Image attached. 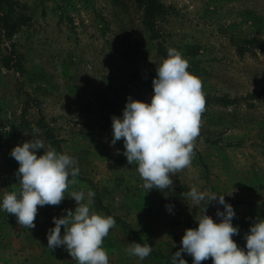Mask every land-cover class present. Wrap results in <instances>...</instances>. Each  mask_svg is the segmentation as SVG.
I'll list each match as a JSON object with an SVG mask.
<instances>
[{
	"label": "rangeland",
	"instance_id": "rangeland-1",
	"mask_svg": "<svg viewBox=\"0 0 264 264\" xmlns=\"http://www.w3.org/2000/svg\"><path fill=\"white\" fill-rule=\"evenodd\" d=\"M159 2L156 38L135 0H11L4 8L17 25L0 20V203L19 189L10 152L30 139L70 155L80 172L60 205L38 209L34 229L0 209V264H76L63 246H47V233L53 217L75 210L70 193L84 191L86 202L89 190L92 209L116 221L103 244L110 264H172L206 204L185 196L192 186L225 196L239 228L233 240L246 250L245 234L264 219V0ZM168 48L202 80L206 111L191 167L172 178V190L147 192L123 140L111 144L112 117L122 118L128 97L151 102ZM206 209L219 223L223 205ZM132 242L150 244L151 254L127 255Z\"/></svg>",
	"mask_w": 264,
	"mask_h": 264
},
{
	"label": "clouds",
	"instance_id": "clouds-1",
	"mask_svg": "<svg viewBox=\"0 0 264 264\" xmlns=\"http://www.w3.org/2000/svg\"><path fill=\"white\" fill-rule=\"evenodd\" d=\"M188 69L189 63L182 53L168 48L167 57L156 67L151 102L128 97L122 118L112 117L111 144L123 140V155L129 165L136 166L147 192L172 190V178L190 168L195 156L206 99L202 80ZM41 149L43 154L38 155ZM10 155L19 165L16 172L19 189L4 192L0 209L15 216L20 226L34 229L38 209L60 205L70 186L78 183V162L51 145L46 146L41 139L15 146ZM94 196L89 190L85 202L84 191H72L68 197L75 200V210L66 209V215L53 217L55 227L47 233V246L52 250L63 246L76 264H110L103 244L116 221L92 209ZM185 196L193 204L202 201L206 204L203 213L195 219L198 227L185 230L180 250L172 254V264H187L182 253L190 255L193 264L208 259L212 264H264V219L258 218L245 234V250L233 240L239 228L233 226L235 212L224 195L192 186ZM213 201L224 207L223 212H216L221 217L219 223L206 214V205ZM166 207L171 211L173 206ZM151 252L148 243L132 242L125 249L127 255L140 260Z\"/></svg>",
	"mask_w": 264,
	"mask_h": 264
},
{
	"label": "trees",
	"instance_id": "trees-1",
	"mask_svg": "<svg viewBox=\"0 0 264 264\" xmlns=\"http://www.w3.org/2000/svg\"><path fill=\"white\" fill-rule=\"evenodd\" d=\"M11 0H0V20L3 26L14 30V27L17 25L15 20L13 21L11 14L4 12V8L10 5ZM138 5L143 8V23L151 31L152 37H159L160 34L157 27V17L163 12L162 4L159 0H135Z\"/></svg>",
	"mask_w": 264,
	"mask_h": 264
}]
</instances>
